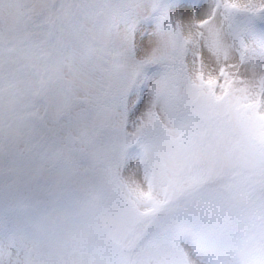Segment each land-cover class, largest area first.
I'll return each mask as SVG.
<instances>
[{"label": "trees", "instance_id": "1", "mask_svg": "<svg viewBox=\"0 0 264 264\" xmlns=\"http://www.w3.org/2000/svg\"><path fill=\"white\" fill-rule=\"evenodd\" d=\"M33 1L34 6L24 2L27 6L21 7L22 0H12V9L0 15L10 21L0 28V205L6 201L0 208V231L6 227L8 235L21 243L23 236L36 239L32 249L22 254V264H85L68 256L96 254L97 249L104 258L98 257L89 264H141L142 255L154 244L152 234L157 231L161 232L159 238L174 247L176 262L189 264L182 248L184 243L193 242L187 230L193 228L195 233H201L203 229L197 226L210 228L211 217L224 215L236 219L230 226L236 231L234 241L239 247L227 251L232 264H264V185L261 186V181L264 182V117L259 116L251 124L253 121L241 116L245 125H240L244 131H239L230 124L234 114L242 113L238 106L220 112L221 105L212 97L198 100L195 96L187 105L184 103L186 109L180 111L184 123L179 126L186 140L177 156L180 163L172 180L167 182L168 202L133 226L135 239L113 238L115 231L127 222L114 223L116 227L112 230L111 226L102 225L97 211L89 205L90 198L79 194L70 173L72 181L67 183L64 179L60 183L59 179V184L54 185L48 173L62 168L68 171L69 164L64 157L61 130L50 126L47 120L51 90L60 97L57 121L64 118L71 126L73 120L81 122L75 112L81 108L86 109V113L91 112L92 100L97 105L95 109L109 117L121 115L126 112L134 88L144 84L139 81L140 77L157 74L173 80L177 73L178 79L181 74L182 79L188 78L184 65L186 46L179 34L169 47L167 58L159 55L134 60L130 56L124 61L118 41L110 35L120 27L119 7L121 3L128 5L127 0ZM142 1L150 8L146 7L144 17L129 14L131 20L125 22L129 36L132 34L127 39L130 52L135 51L133 32L136 27L144 24L162 29L169 13L168 5L175 6L179 0ZM231 16L234 29L254 33L255 42L264 46V6L240 8L237 15ZM87 25L105 33V40L87 34ZM234 34L238 36L236 31ZM75 47L88 55L90 71L98 76L92 99L78 97L76 90L71 89L70 80L64 77L62 55L66 57L69 50L75 52ZM40 72L42 80L50 76L53 83L42 84L40 77L33 78ZM241 101L244 100L238 103ZM96 135L90 133L89 143ZM131 147L125 153L130 152ZM106 148L101 146L102 150ZM114 161L115 157L111 156L109 163ZM32 183L40 191L32 190ZM34 192L40 199L49 195L47 198L53 200L55 207L68 208L66 212L87 209L85 216L70 213L65 219L57 212L36 209ZM127 209L125 204L118 205L111 212L117 211L128 218ZM202 209L208 211V220L202 219L199 212ZM59 222L64 225L55 228ZM170 222L177 224V232L170 231ZM82 225L89 230L96 228V234L90 232L86 239ZM103 234L108 235L107 248ZM118 239L123 242L119 243Z\"/></svg>", "mask_w": 264, "mask_h": 264}, {"label": "rangeland", "instance_id": "2", "mask_svg": "<svg viewBox=\"0 0 264 264\" xmlns=\"http://www.w3.org/2000/svg\"><path fill=\"white\" fill-rule=\"evenodd\" d=\"M11 1L0 0V15L6 14L8 8L12 9ZM22 1L21 7L27 6L24 2H29V6L35 5L33 0ZM127 3L128 5L120 4V27L110 35L118 41V48L121 49L119 53L123 60H129L127 58L130 56L134 60L146 59L149 56L156 58L159 55L167 58L170 53L169 47L181 34L182 42L184 41L186 46L184 65L188 78L182 79L181 74L178 75V79L177 73L173 80L168 76L163 79L157 74L144 75L139 81H144L145 85L134 88L124 114L109 117L95 109L97 105L92 100L91 105H94V108L91 112L86 113L84 108L75 112V116L81 122L73 120V126L64 118L57 121L60 97L57 98L56 91L51 90L48 97L47 120L50 126L61 130L65 145L64 157L69 168L68 171L65 168L57 171L51 169L52 173L48 174L53 177L54 185H58L59 179L60 183H63L64 179H67V183L72 181L69 179L70 173L79 194L90 198L89 205L97 211L102 225L111 226L112 230L116 227L114 223L122 224L123 220L127 222L115 231L113 238L132 240L136 237L132 233L133 226L148 213L168 202L165 193L167 182L172 180L180 163L177 156L186 140L179 126L180 123H184L180 116V111L186 109L184 103L187 105L190 98L195 96L198 100L212 97L221 105L220 112L231 106H238L242 113L238 116L234 114L230 124L242 132L244 130L240 125L245 124L241 121V116L251 121L259 116L264 117V46L255 42L254 33L234 29L231 16L237 15L240 8L262 7L264 0H179L175 6L168 5L169 13L162 29L144 24L136 27L133 32L135 51L132 52L127 49V39L129 40L132 34L129 36L130 31L125 22L131 20L129 14L143 18L150 8L142 0H127ZM3 23L10 21L7 17L0 18V28ZM85 30L94 39L105 40V33L88 25ZM235 31L238 36L234 34ZM256 33L258 34V31ZM75 50L67 51L66 57L62 55L65 64L64 77L70 80L71 89L76 90L78 97L92 99L96 94L93 86L96 85L98 76L90 71L88 55L78 47H75ZM53 67L55 68V65ZM38 77L42 84L53 83L52 79L49 80L50 76L48 80H42L41 72L37 76L33 75L35 79ZM242 99L244 101L238 103V100ZM39 112L42 113V109H39ZM250 123L253 124L254 121ZM90 133L94 135L98 133L92 143H89ZM101 146L104 148L107 146L106 150H102ZM129 147L130 152L125 153ZM83 149L87 155L89 154L88 158L78 157L77 153ZM111 156L115 157V161L109 163ZM93 158L97 162H94ZM85 168L92 169L94 174L82 176L80 173ZM31 187L34 191H40L33 183ZM34 193L36 209H46L49 213L57 212L65 219L70 217V213L85 216L87 209L66 212L68 208L55 207L53 200L47 198L49 195L44 196L45 199H40L38 194ZM117 197L120 201L116 199ZM5 203L3 200L0 208ZM124 204L128 207V218L117 211L111 212L116 206ZM199 212L202 219L208 220L207 210L202 209ZM210 219H212L210 228L197 226L203 229L201 233H195L193 228L187 230L193 242L182 245L186 260L189 264H232L227 251L239 247L234 241L236 231L230 226L231 222H236L235 216L224 215ZM63 225L64 222L62 225L59 222L55 228H61ZM80 227L84 229L82 233L86 239L90 232L92 235L97 232L96 228L89 230L86 225ZM170 227L171 232L174 233V230L177 232V224H171ZM6 229L3 227L1 231ZM4 235L3 232L0 233L2 254L0 264H22V254L32 249L31 246L35 245L36 239L33 236L27 237L21 243ZM159 237H162L160 231L152 234L154 244L142 255L141 264H182L176 262L174 247L166 239L164 241ZM104 238L107 248L108 235H104ZM89 242L91 241L88 240ZM118 242L121 243L123 240L118 239ZM95 253L68 257L73 261L78 259L89 264L100 257V249ZM102 256L98 259L104 258Z\"/></svg>", "mask_w": 264, "mask_h": 264}, {"label": "water", "instance_id": "3", "mask_svg": "<svg viewBox=\"0 0 264 264\" xmlns=\"http://www.w3.org/2000/svg\"><path fill=\"white\" fill-rule=\"evenodd\" d=\"M78 156H79L80 158H84V157L86 156L85 151H84V150H80V151L78 152ZM92 174H93V170H91V169H89V168H85V169L81 172V175H83V176H90V175H92Z\"/></svg>", "mask_w": 264, "mask_h": 264}]
</instances>
